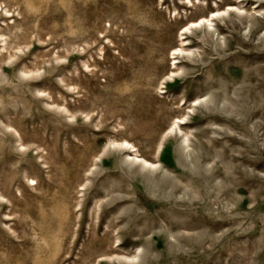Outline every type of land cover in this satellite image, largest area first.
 Here are the masks:
<instances>
[{
  "label": "rangeland",
  "instance_id": "374dc122",
  "mask_svg": "<svg viewBox=\"0 0 264 264\" xmlns=\"http://www.w3.org/2000/svg\"><path fill=\"white\" fill-rule=\"evenodd\" d=\"M191 1L0 0V264H264V1Z\"/></svg>",
  "mask_w": 264,
  "mask_h": 264
},
{
  "label": "bare ground",
  "instance_id": "6f19581e",
  "mask_svg": "<svg viewBox=\"0 0 264 264\" xmlns=\"http://www.w3.org/2000/svg\"><path fill=\"white\" fill-rule=\"evenodd\" d=\"M198 1V0H197ZM241 1V0H240ZM264 0H262V2H263ZM187 2V1H186ZM192 1L190 0V4H192L191 3ZM258 2H261V0H258V1H256V3H258ZM189 4V5H190ZM204 4V3H203ZM259 5V4H258ZM191 6H193V4L191 5ZM236 9V8H235ZM239 9V8H238ZM229 11V10H228ZM225 12H227V10L225 11ZM211 15H210V17H208V18H203V19H200V20H198L197 22H194V23H192L191 24V26H188V27H186L184 30V33L182 34V35H185V34H188L189 32H191V30L193 29V28H201V27H203V26H207V29L210 31H214L215 29H213V27H212V25H213V22L212 21H214L215 19H217V17L219 16V13L217 12V13H215V12H212V13H210ZM219 18V17H218ZM215 33L217 32L216 30L214 31ZM214 34V33H213ZM181 35V36H182ZM181 50V49H180ZM179 49H177V50H175L176 51V53H174V55H181L180 54V51ZM178 58H180V56H175V59H178ZM192 60H194V59H192ZM208 99V97L206 98V99H204V101H206ZM130 143H128L127 141H125L124 143H122V147H123V149H129V147H130ZM133 147H131V149H130V152H134V150L132 149ZM182 151H183V153H184V155H187L188 156V154H190V149H189V145H185L183 148H182ZM134 161H137V162H140V163H142L143 164V166H145V167H147V166H151V167H158V164L156 165V164H154V163H150V162H148L147 160H145V159H143V158H141L138 154H135L134 155Z\"/></svg>",
  "mask_w": 264,
  "mask_h": 264
}]
</instances>
